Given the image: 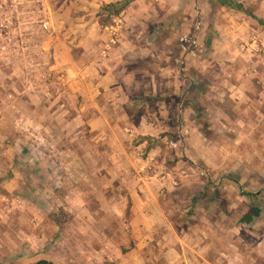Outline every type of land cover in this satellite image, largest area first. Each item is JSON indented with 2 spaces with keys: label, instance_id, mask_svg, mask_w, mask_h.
<instances>
[{
  "label": "rangeland",
  "instance_id": "1",
  "mask_svg": "<svg viewBox=\"0 0 264 264\" xmlns=\"http://www.w3.org/2000/svg\"><path fill=\"white\" fill-rule=\"evenodd\" d=\"M233 1L0 0V264H264V0Z\"/></svg>",
  "mask_w": 264,
  "mask_h": 264
},
{
  "label": "crops",
  "instance_id": "2",
  "mask_svg": "<svg viewBox=\"0 0 264 264\" xmlns=\"http://www.w3.org/2000/svg\"><path fill=\"white\" fill-rule=\"evenodd\" d=\"M105 3H117V2H120V1H124V0H103ZM140 0H134L131 2L130 6L127 8V10H125L123 12V14H130L131 12L137 10L136 12H139L140 10L137 9L135 6H134V3H138ZM112 68H115V67H112ZM156 93H154V96L156 97ZM98 119L95 118V121H93L92 123H90V125L92 126V129L94 131H96L97 133L99 132V129H103L105 127H109V130L113 131V133L117 134L116 132L119 131V130H122L121 129V126L117 123H113V122H107V124L105 126H98V122H97ZM95 122V123H94ZM141 123H144L143 121ZM134 126V125H133ZM136 127V126H135ZM138 127V128H137ZM136 128L137 129H140L141 130V126H137ZM135 128V129H136ZM133 129V128H132ZM136 129V130H137ZM107 129V132L109 131ZM143 130V129H142ZM132 133L134 130H130ZM121 133V132H119ZM108 134V133H107ZM143 135H147V133H143ZM105 142L110 145L111 144V140L108 139V136L105 137ZM107 149H108V146L106 145ZM110 153V151H109ZM126 154H127V157L129 158H135L133 157L134 156V151L131 152L130 149L127 151L126 150ZM114 158H116L117 155H113ZM111 155V157H113ZM92 175V174H91ZM96 177H92L91 176V179H93L96 183V185H98V183H100V185L102 184L103 181H105L104 186L105 187H109L110 185H112V188L114 187V182L116 181L117 178L121 179L120 182L122 183L123 186H126V187H137V190L134 191V189L131 190L130 192V195L132 197V200L133 201V209L138 211L140 209V211H142L143 209L145 210H148L149 209V205H150V202L148 200H146L145 198L148 197L147 194H143V198L141 197L140 194H142L138 189H145V183H150L152 181H154L156 178L153 176V175H146L144 173H124V172H120L117 176V178H114L115 176L113 175L111 178L114 179V182L111 183V179H110V176L105 173H101L100 176L98 174H94ZM142 181H144L145 183H142ZM101 187H103L101 185ZM136 189V188H135ZM108 197V196H107ZM111 201H113L110 197L108 198H105V201L102 202L105 203V204H113ZM144 212V210H143ZM143 214L144 217H146L145 213H141V215Z\"/></svg>",
  "mask_w": 264,
  "mask_h": 264
},
{
  "label": "trees",
  "instance_id": "3",
  "mask_svg": "<svg viewBox=\"0 0 264 264\" xmlns=\"http://www.w3.org/2000/svg\"><path fill=\"white\" fill-rule=\"evenodd\" d=\"M132 1H134V0H124V1L117 2V3H110V4L106 5V8H113L115 15H120L123 11H125L130 6ZM214 1H215V3L220 4L222 6L230 7V8H238V9L244 10L245 12L249 13L250 15H254L251 10L244 8V6L239 2H235L233 0H214ZM212 44H213V39L209 38L206 41L207 47H209V48L212 47ZM156 97H158V94L156 95ZM143 99H146V98H144V97L140 98L139 97L135 101L138 103V102L142 101ZM247 195L250 196L251 199L256 201V202H259L260 200H262V198H264L262 192H259L256 194L248 193ZM25 198L31 199L33 201H37L34 197L25 196ZM37 264H54V263L51 261L42 260V261L38 262Z\"/></svg>",
  "mask_w": 264,
  "mask_h": 264
},
{
  "label": "water",
  "instance_id": "4",
  "mask_svg": "<svg viewBox=\"0 0 264 264\" xmlns=\"http://www.w3.org/2000/svg\"><path fill=\"white\" fill-rule=\"evenodd\" d=\"M199 22H200V19H199ZM183 65L185 66V63Z\"/></svg>",
  "mask_w": 264,
  "mask_h": 264
}]
</instances>
